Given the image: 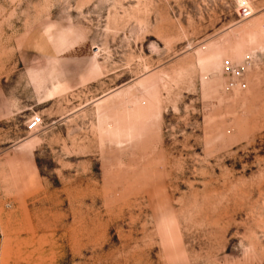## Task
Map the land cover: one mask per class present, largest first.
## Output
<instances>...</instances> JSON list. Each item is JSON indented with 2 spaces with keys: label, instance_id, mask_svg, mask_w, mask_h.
<instances>
[{
  "label": "rangeland",
  "instance_id": "obj_1",
  "mask_svg": "<svg viewBox=\"0 0 264 264\" xmlns=\"http://www.w3.org/2000/svg\"><path fill=\"white\" fill-rule=\"evenodd\" d=\"M0 264H264V0H0Z\"/></svg>",
  "mask_w": 264,
  "mask_h": 264
},
{
  "label": "built area",
  "instance_id": "obj_2",
  "mask_svg": "<svg viewBox=\"0 0 264 264\" xmlns=\"http://www.w3.org/2000/svg\"><path fill=\"white\" fill-rule=\"evenodd\" d=\"M240 16L243 19H247L251 17V11L248 9V6L243 5L240 9ZM225 69L230 73V75L234 79H240L242 77L243 68L234 65L230 61H226L224 64ZM32 125L34 127H39L42 125V119L41 118H33Z\"/></svg>",
  "mask_w": 264,
  "mask_h": 264
}]
</instances>
